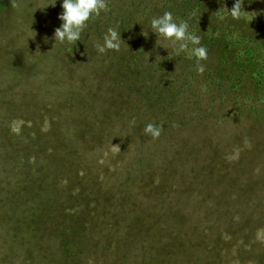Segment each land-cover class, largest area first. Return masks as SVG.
Instances as JSON below:
<instances>
[{"label": "rangeland", "instance_id": "374dc122", "mask_svg": "<svg viewBox=\"0 0 264 264\" xmlns=\"http://www.w3.org/2000/svg\"><path fill=\"white\" fill-rule=\"evenodd\" d=\"M5 1L0 47L22 73L10 71V85L0 73V87L29 112L19 119L0 101V264H264V0H243L240 20L228 13L235 0L137 13L120 0L121 18L146 34L165 11L186 20L208 52L203 73L191 44L154 47L141 64L129 41L121 63L97 51L104 35L91 20L75 45L55 41L62 0ZM43 4L42 18L57 23L34 18ZM67 62L91 92L71 106ZM7 66L0 58V72ZM137 88L151 90L142 98ZM149 122L162 126L159 138L145 134Z\"/></svg>", "mask_w": 264, "mask_h": 264}, {"label": "trees", "instance_id": "16d2710c", "mask_svg": "<svg viewBox=\"0 0 264 264\" xmlns=\"http://www.w3.org/2000/svg\"><path fill=\"white\" fill-rule=\"evenodd\" d=\"M117 1L118 2H115L114 0H106V2L108 3V6H109V10L107 12H102L100 17H94V18L90 19L93 22V26L95 27L93 29L95 31L94 34L96 36H102V35L107 34V29L109 27L117 29L118 31H120L121 39L124 42L121 44L119 51H115V50H107L106 51L107 54L109 55V58L110 59L117 58L118 62L125 63L126 55L128 53V49H129L128 43H129V41H131V44L133 45V49L129 53L131 54V53L136 51L135 57L139 56L138 59L142 60L141 64L142 63L145 64L148 62L147 58L143 56L144 54H147V53H145V51L150 52V50L152 51V48L160 47L156 43L157 38L153 39L152 35L154 34V32L152 29L150 30V33H148V34H146L143 29H140V27L135 23V21L132 20V16L129 18H126V19L121 18V15H122L121 10L123 9L124 2L123 1L121 2L120 0H117ZM166 1H170V0H152L149 3H147V1H145V0H132V2L127 5V8L132 7V10L137 13L139 11V9H141V7H143V6L149 5L152 7V9H154L155 6H157L161 2H166ZM190 1H191V3H193V5L190 3ZM199 1H201V0H199ZM185 2L189 3V7L186 8L185 11L186 10L187 11H189V10L193 11L194 9H196L197 3L194 0H185ZM2 4L7 5V2L5 0H0V5L2 7L1 12H4V8H3L4 6H2ZM53 4L54 3H52V5H49V6H55V5H57V2H56V4H54V5ZM44 6H45V4H43V7ZM110 7H114V8H110ZM115 8L119 9L120 12L118 10H116ZM61 10H63L62 6H61ZM61 10L58 9L57 12H53V15H57ZM44 11H45L44 8H37L36 11L32 10L34 18L39 19V20L41 18L42 21L54 20L56 22V20H55L56 16L49 17V18H42L43 14L46 15V13ZM145 14H147V13H145ZM90 20L88 21L87 27L85 28L86 32H88L89 29H92V25H89V24H92V22H90ZM146 39H148L149 41H152V43L146 42L145 41ZM35 51L37 53H39V52L44 53L39 58H43V56L50 58V56L52 55L51 53H48L45 49H35ZM3 57H5V63L8 65L7 66L8 69H7V71H4L5 73L4 72H0V73L5 74V79L7 81V84L10 85V71L13 74H15V76H17V77L21 75L22 71L19 70V68L17 67V62L15 59L16 57L13 54H10V50L4 49V47L3 48L0 47V58H3ZM39 58H38V60L42 61ZM61 62L66 63V61H61ZM67 64L70 67V69H72V75L70 76V78H69L70 80H68V82L76 90V93L74 95L69 94L67 97L64 98L65 102L69 106H71V105L76 103L74 100L80 99L79 97H83V96H85V94L87 95V94H90L91 92L89 91L90 89L87 88V86L85 85V83L81 79V77L78 75V73L71 66V65H74V63H71V65H70L67 62ZM52 66L54 68L55 67L57 68V65L54 62L52 64V62L50 60V64H48L47 67L48 68L50 67V69H52ZM64 66H65L64 67L65 70L68 71V68L66 67V65H64ZM139 68H141V67H139ZM96 69L97 68H88V67H80L79 68V70H81V71L87 70L90 72H95ZM100 69H102L101 71H104V72L108 71L109 72L108 74H106V76L111 75V72L114 71L109 66H105V65L101 66ZM117 69H122V66H117ZM123 70H124V68H123ZM47 71L49 72L47 74L51 75L50 70H47ZM141 74H142V69H139L138 75H141ZM103 81H104V79H101V83ZM157 83H158V85L162 84V82H157ZM9 85L7 87H3V88L0 87L1 106H4L6 108L7 114H10V115L19 114L17 116H20L19 119H22L24 116H27L29 111L26 108H19V105L23 104L24 102L15 101L17 99L16 96L14 95L15 92H10V86ZM136 90L138 91L137 96H141L142 98H144V97L147 98L149 91L151 89L137 88ZM159 93L160 92H157L156 96L154 98H156ZM43 94L46 97L45 102H47V103L49 102V103L55 104L57 102V100H59L58 93L53 89H50L49 91H45V93L43 92ZM10 95L11 96L14 95V97L10 98ZM16 95H20L23 97L25 95V92H16ZM93 102H92V104H94ZM10 106H11V109H10ZM48 107L51 110H53L52 106L50 107L48 105ZM67 110H69V108H67ZM85 110L88 112L87 108ZM53 111H55V110H53ZM59 114L64 118L68 115L67 112H63V111L59 112ZM8 118H10V117H8ZM2 122H4V121L0 120V123H2ZM189 204H191L190 201L186 202L185 206H187ZM200 220H201L200 218L195 220L194 217L190 216V218L187 221H188V224L189 223H196L197 224ZM213 225H215L214 222H213ZM8 253H9V257H10V252H8Z\"/></svg>", "mask_w": 264, "mask_h": 264}, {"label": "clouds", "instance_id": "9594fccd", "mask_svg": "<svg viewBox=\"0 0 264 264\" xmlns=\"http://www.w3.org/2000/svg\"><path fill=\"white\" fill-rule=\"evenodd\" d=\"M61 6L63 11L59 15V19L62 24L55 29L54 37L56 42L69 45H75L78 40H81V34L90 19L100 17L102 12L109 10L106 0H62ZM242 11H244L243 0H235L232 8L228 9L229 15L234 20L242 18ZM224 18L223 16L220 17V19ZM150 27L158 36L156 41L158 46L168 49L169 44L175 45L179 42L180 50H187L191 44L193 46L191 55L197 58V71L199 73L204 72L205 68L199 62L207 60V49L199 46L201 37L189 32V23L186 20L181 19L177 22V18H174L172 12L165 11L163 15L151 19ZM123 42L120 31L109 27L107 34L103 37V44L97 42L96 48L101 54L107 50L119 51ZM161 131L162 126L151 122L147 123L144 129L145 134L151 135L153 139L159 138Z\"/></svg>", "mask_w": 264, "mask_h": 264}]
</instances>
